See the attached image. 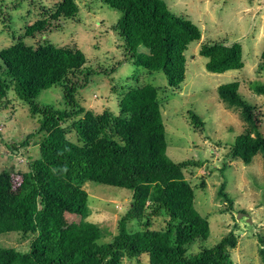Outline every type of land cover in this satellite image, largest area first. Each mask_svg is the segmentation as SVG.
Masks as SVG:
<instances>
[{"label": "trees", "instance_id": "obj_1", "mask_svg": "<svg viewBox=\"0 0 264 264\" xmlns=\"http://www.w3.org/2000/svg\"><path fill=\"white\" fill-rule=\"evenodd\" d=\"M100 1L120 12L113 30L122 38L128 61L148 72L161 71L168 87L177 89L184 79V51L200 38L198 27L170 12L162 0ZM76 13L74 0L39 6L36 18L23 27L20 36L0 49V104L11 89L30 113L40 115L36 130L18 143L27 148L29 138L39 135L37 157L27 161L17 184L5 170L0 171V234L19 232L32 238L25 251L0 247V264H122L124 257L140 255H146L147 264H233L230 249L237 237L232 231L211 246L187 248L197 239L204 241L209 231L182 174V168L198 161L175 163L167 158L156 87L128 88L116 98V115L107 109L94 113L75 98L77 88L93 73L82 69L84 56L79 49L24 44L23 38ZM198 54L206 58L204 68L209 72L243 66L238 43H201ZM259 56L264 66V46ZM76 73L82 75L81 83L69 79ZM52 86L61 89L62 109L34 102L41 90ZM237 88L238 82L232 81L215 90L226 105L238 107L242 117L256 119L253 107ZM256 91L264 95V85ZM190 118L202 126L195 114ZM70 132L75 142L68 139ZM259 150L264 152V137L254 124L252 134L244 130L234 137L229 154L248 163ZM84 181L131 190L129 207L107 241H99L103 230L87 218ZM227 200L231 207L232 201ZM151 217H165L163 229H150ZM66 218L70 223L65 225ZM130 221L143 228L128 230ZM258 241L257 254L264 264V239L259 236Z\"/></svg>", "mask_w": 264, "mask_h": 264}, {"label": "rangeland", "instance_id": "obj_2", "mask_svg": "<svg viewBox=\"0 0 264 264\" xmlns=\"http://www.w3.org/2000/svg\"><path fill=\"white\" fill-rule=\"evenodd\" d=\"M54 1L0 0V49L20 36L23 27L36 18L39 6L50 7ZM74 2L75 16L52 22L43 32L23 38L24 44L35 47L49 43L79 49L84 56L82 69L93 73L83 87L77 88L75 98L94 113L107 109L116 115V98L128 88L144 84L156 87L167 158L175 163L198 161V165L182 168V174L191 185L194 207L206 218L209 231L204 241L191 242L188 250L211 246L232 231L237 237L235 247L230 249L232 263L263 264L257 248L258 237L264 239V152L259 150L244 163L231 156L229 148L244 130L252 134L254 124L264 137V95L256 91L264 85V66L259 62L264 46V0H162L170 12L188 19L200 31V38L184 51V79L174 90L168 87L161 71L148 72L125 57L122 38L113 30L120 16L118 10L100 0ZM212 41L238 43L243 66L222 73L205 70L206 58L198 54V48ZM69 79L81 83L82 75L76 73ZM232 81L238 82L237 93L253 107L256 119L242 117L238 107L226 105L217 96L216 86ZM61 96L60 87L52 86L41 90L34 102L62 109ZM191 113L202 126L191 120ZM39 120L40 115L30 113L27 104L11 89L6 91L0 104V171L5 170L15 184L26 171L27 161L37 157L40 136L29 138L27 148L18 143L36 130ZM67 137L76 141L72 132ZM81 187L86 193L87 218L103 230L99 241H107L117 232V221L129 207L131 190L91 181H84ZM227 198L232 201L231 207ZM237 214L241 216L237 218ZM151 219L150 229H163L165 217ZM68 222L66 218L63 223ZM126 226L131 231L143 228L136 221ZM31 238V234L3 233L0 247L25 251ZM122 264H147V258L124 257Z\"/></svg>", "mask_w": 264, "mask_h": 264}, {"label": "water", "instance_id": "obj_3", "mask_svg": "<svg viewBox=\"0 0 264 264\" xmlns=\"http://www.w3.org/2000/svg\"><path fill=\"white\" fill-rule=\"evenodd\" d=\"M241 214H242V213H241ZM241 214H237V216H236V217H237V218H238V217H240V216H241ZM247 221H249V219H247Z\"/></svg>", "mask_w": 264, "mask_h": 264}]
</instances>
